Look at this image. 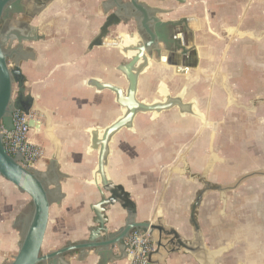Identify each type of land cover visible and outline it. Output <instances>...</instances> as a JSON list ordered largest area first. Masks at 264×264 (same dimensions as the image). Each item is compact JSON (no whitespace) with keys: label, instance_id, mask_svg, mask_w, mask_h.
<instances>
[{"label":"crops","instance_id":"obj_1","mask_svg":"<svg viewBox=\"0 0 264 264\" xmlns=\"http://www.w3.org/2000/svg\"><path fill=\"white\" fill-rule=\"evenodd\" d=\"M182 18L172 31L185 29L177 37L187 53L151 55L137 95L154 99L156 83L171 93L182 90L184 102H194L202 119L176 110L156 120L138 116L132 132L113 139L109 176L134 203L137 222L160 216L187 241L193 234L190 207L206 187L196 210L204 243L209 250L229 248L214 262H230L238 238L243 253L257 256L250 264L264 263V0H187L174 17ZM102 22L91 0H53L35 14L14 16L4 29L25 40L12 41L11 49L20 47L24 94L33 98L30 115L39 126L28 133V141L42 151L34 169L59 177L61 200L49 209L42 254L87 240L95 227L91 206L99 194L88 182L97 155L87 152V130L109 125L121 110L113 94L87 84L94 79L124 86L115 72L122 58L109 61L108 48L89 46ZM34 36L36 41H28ZM170 56L175 60L169 65ZM175 72L181 74L172 84ZM53 156L57 164L51 173ZM30 213V198L0 177V264L17 254ZM104 216L112 233L123 226L126 210L116 202L105 207ZM125 252L110 251L106 264H131ZM98 261L93 250L65 258L67 264ZM164 264L197 262L177 253Z\"/></svg>","mask_w":264,"mask_h":264},{"label":"water","instance_id":"obj_2","mask_svg":"<svg viewBox=\"0 0 264 264\" xmlns=\"http://www.w3.org/2000/svg\"><path fill=\"white\" fill-rule=\"evenodd\" d=\"M175 1L179 4L186 2V0ZM18 4L19 0H0V21L8 18L11 13L10 8L14 9L15 13H19L22 8V12L15 16L36 13L37 6L35 8L33 4L21 2L20 8ZM129 4L140 13L139 22L149 39L134 40L135 45L133 46H130L129 41L123 39V41L110 40L107 42L108 46L119 51L128 60L127 63L119 64L116 67V71L122 75L125 81V88L94 79L89 80L87 84L95 87L98 91L105 90L113 94L114 102L121 110L120 115L109 125L103 128L91 127L87 130L90 137L87 152H95L97 155L96 166L91 172V179L88 182L99 194V201L91 206L95 227L88 231L87 240L73 245H65L47 254L41 253V247L49 221V209L52 204H59L61 200L59 177L56 175L49 177L48 172L40 173L33 168L24 167L20 162L26 163L18 151L11 156L4 148L2 131L9 132L13 129L12 115L14 112L19 111L29 117L27 123L29 128L38 130L39 126L30 115L33 98L24 94V78L18 66L20 47L18 45L13 50L11 49L12 41L20 44L25 40L24 38L20 39L16 32L11 30L9 32L16 35L15 39L9 36V32L5 35L0 34V177L26 194L31 201V213L22 233L18 252L9 264H67L65 258L69 253L78 251L83 254L92 250L94 255L99 258L97 264H106V257L110 251L116 249L119 255L126 251L125 241L132 231L147 235L153 245V250L146 255V264H164L167 256L177 253L191 256L197 264H216L214 260L229 249L209 250L204 243L196 221V210L206 194V187L197 194L190 207L189 224L193 228V234L192 239L187 241L174 228L165 227L160 216L155 222H137L134 203L123 188L114 184L109 176L108 163L112 155L113 139L122 130L132 132L135 118L138 115H149L151 120H156L161 114L176 110L182 116L189 115L202 119L201 114L194 109V102L183 101L182 92L171 96L166 89L161 88L160 99L147 102L137 98L139 77L151 67V55L155 54L157 58H160L163 52L172 53L177 50L181 51L182 55L187 52L177 40H167L165 33L169 31L172 23H162L155 16L149 17L147 9L136 0H130ZM91 5H96V2L91 0ZM116 8L117 11L102 24L90 47L100 46V40L106 37L108 29L122 21L119 13L121 7L117 5ZM99 11L103 19V14L101 10ZM147 22L152 23V30ZM129 39L133 40V35L130 34ZM36 40L35 36L28 39V41ZM159 44L162 45V48ZM13 94H15V98H13ZM56 164V158L53 156L49 162L51 173L55 171ZM116 202L121 203L123 209L126 210V218L120 229L110 233L105 227L104 211L105 207ZM127 256L130 260V256L128 254ZM121 258L122 256H119L115 260Z\"/></svg>","mask_w":264,"mask_h":264},{"label":"flooded vegetation","instance_id":"obj_3","mask_svg":"<svg viewBox=\"0 0 264 264\" xmlns=\"http://www.w3.org/2000/svg\"><path fill=\"white\" fill-rule=\"evenodd\" d=\"M53 0H19V7L21 8V2L23 3H27V4H33V6H42L43 4H49L50 2H52ZM93 2H96V8L101 10V13L103 14V22L102 24L106 21V19L113 13H115L117 11V8L116 6L119 5L121 7V11H119L120 15H121V18H122V21L119 22V24L117 25H114V26H111L109 29H108V34L106 35L105 38L101 39L100 40V43L101 45L98 46V47H106L108 48L109 52L108 54L106 55L107 59L110 61H114L115 60V56H119L120 58H122V62L119 63V64H125L128 62V60L117 50L111 48L110 46L107 45V42L108 41H112V40H124V37H127V42L129 41V44L130 46H133L135 45L134 44V40H138V39H144V40H148V36L146 35L144 29L142 28V25L141 23L139 22V18H140V13L135 10L130 4V0H92ZM44 2V3H43ZM137 3L139 4H142L143 7H145L147 9V12L149 13V17L151 16H155L156 18H158L160 20V22L162 23H172L173 25L169 28V31H166V37H167V40H177L180 43V39L177 37V35L179 34H183L185 32V29H180L177 31V33L175 34L172 30L173 28H175L177 25H179L183 18L182 19H177L175 20L174 17L175 15L177 14V10L179 8L180 5H184V4H179L178 2H176L175 0H163V1H158V0H136ZM171 3L173 6L169 9L167 8H164L163 5L165 3ZM42 4V5H40ZM107 8V9H106ZM106 9V10H105ZM10 11L11 13L8 15V18H5L4 20H1L0 21V34L1 35H5L7 34V32L4 34V29L5 27H8V25L13 21L14 19V16L15 15H19L21 12H22V8L21 10L19 11V13H15V10L14 9H11L10 8ZM165 17H169V18H165ZM164 18V20H163ZM124 20V22H123ZM177 21V22H176ZM183 22H186V21H183ZM150 29L152 30V23L151 22H147ZM101 24V26H102ZM100 26V27H101ZM114 28V29H113ZM100 29V28H99ZM113 29V32L115 35L114 37L113 36H110L111 35V32L110 30ZM9 32V31H8ZM99 33V31H98ZM133 35V40H130L129 39V35ZM140 36H139V35ZM98 35V34H97ZM125 35V36H124ZM97 37V36H96ZM95 37V38H96ZM94 38V39H95ZM187 38H188V42H189V45L188 46H192L190 44V40H191V35L190 34H187ZM93 39V40H94ZM92 40V41H93ZM122 40V41H123ZM91 41V42H92ZM125 41V40H124ZM90 42V44H91ZM89 44V46H90ZM161 45V44H159ZM90 48H93V47H90ZM161 48H162V45H161ZM175 51V50H174ZM181 53V51H179ZM164 53V52H163ZM168 53V52H167ZM173 53V52H172ZM191 53V52H189ZM171 55V54H170ZM182 55V54H181ZM184 56V55H182ZM189 58H192V55L190 54V57ZM174 59V57L170 56L168 57V64L171 63ZM117 64L116 67L119 65ZM167 64V66H168ZM170 65V64H169ZM116 67H115V72L116 71ZM151 69V67H150ZM166 70H167V67H166ZM117 74L120 76V78L123 80V84L124 86H120L122 88H125V81L122 77V75L117 72ZM181 73H178V72H175L173 73L174 77L177 78L178 76H180ZM144 75V74H143ZM142 75V76H143ZM140 76L139 77V82H140V78L142 77ZM118 86V85H117ZM139 86V85H138ZM161 88H164L166 89V91L171 95V96H174V95H177V94H180L181 92L183 93L182 90H179V92L177 93H171L170 90H168L165 86H163L161 83H156V86H155V98L154 99H160V89ZM137 98H138V95H137ZM139 99V98H138ZM139 100H142V99H139ZM153 100V99H152ZM152 100H149L147 102H151ZM146 101V100H145ZM183 101H184V97H183ZM187 102H190V101H187ZM162 115V114H161ZM160 115V116H161ZM138 116H141V115H138ZM137 116V117H138ZM136 117V118H137ZM135 118V120H136ZM135 122V121H134ZM122 131H126V130H122ZM121 131V132H122ZM235 264H242V263H235Z\"/></svg>","mask_w":264,"mask_h":264},{"label":"built area","instance_id":"obj_4","mask_svg":"<svg viewBox=\"0 0 264 264\" xmlns=\"http://www.w3.org/2000/svg\"><path fill=\"white\" fill-rule=\"evenodd\" d=\"M29 117L22 112H14L12 115L13 129L9 132L2 131L3 145L6 152L13 156L16 151L21 154L24 167L35 168L42 157V151L38 146L28 141ZM126 252L130 256L131 264H146V255L153 250V245L147 235L138 231H132L125 241Z\"/></svg>","mask_w":264,"mask_h":264},{"label":"rangeland","instance_id":"obj_5","mask_svg":"<svg viewBox=\"0 0 264 264\" xmlns=\"http://www.w3.org/2000/svg\"><path fill=\"white\" fill-rule=\"evenodd\" d=\"M170 79H172L171 81L172 82H170V83H172V84H174V83H178V79H176V78H170ZM139 99H142V95L140 94L139 95V97H138ZM237 241V242H236ZM235 247H234V250L230 253V254H228V256H230L232 253H234L233 254V258H232V260L229 262L228 261V263L226 262V263H224V260H222L221 261V263L222 264H235V263H242V264H250L251 262H254L255 260H253V259H255V258H257V256H249L248 254H245V253H243L242 251L244 250L243 249V247H240L238 244H241V241L240 240H238V238H235ZM240 247V248H239ZM245 250H246V248H245ZM231 258V257H230ZM219 264H221L220 263V260H218L217 261ZM259 264H264V263H259Z\"/></svg>","mask_w":264,"mask_h":264},{"label":"bare ground","instance_id":"obj_6","mask_svg":"<svg viewBox=\"0 0 264 264\" xmlns=\"http://www.w3.org/2000/svg\"><path fill=\"white\" fill-rule=\"evenodd\" d=\"M125 36V35H124ZM124 40L126 41L127 40V37H124Z\"/></svg>","mask_w":264,"mask_h":264}]
</instances>
